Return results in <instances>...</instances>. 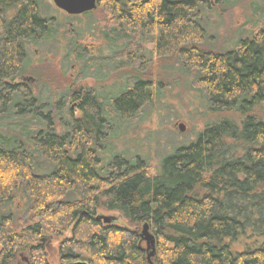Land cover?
Returning a JSON list of instances; mask_svg holds the SVG:
<instances>
[{
  "label": "trees",
  "instance_id": "1",
  "mask_svg": "<svg viewBox=\"0 0 264 264\" xmlns=\"http://www.w3.org/2000/svg\"><path fill=\"white\" fill-rule=\"evenodd\" d=\"M236 1L96 0L108 26L95 48L69 25L96 9L56 23L42 0H0V264H50L52 240L63 264H264V22L221 45L208 34L209 11ZM63 42L79 80L112 85L66 87L55 104L35 95L32 84L47 85L28 53ZM160 65L194 73L200 105L218 117L171 143L151 175L115 141L168 107L150 78Z\"/></svg>",
  "mask_w": 264,
  "mask_h": 264
},
{
  "label": "rangeland",
  "instance_id": "2",
  "mask_svg": "<svg viewBox=\"0 0 264 264\" xmlns=\"http://www.w3.org/2000/svg\"><path fill=\"white\" fill-rule=\"evenodd\" d=\"M42 1L45 13L55 17L56 23L66 22L63 20V17H67L66 14L58 10L52 0ZM263 2L264 0H237L234 3L218 5L216 9L210 10L207 14L208 21L213 27V30H209L208 34L216 35L220 45L233 41L236 36H247L255 26H259L264 22ZM107 19L101 9H96L89 19L79 17L77 21L70 23L71 26L69 25V27L74 33L73 36L78 37L80 43L84 46L101 48L103 41L100 33L106 31L108 26L106 23ZM89 22L94 25L91 26L92 29L86 28ZM215 26H217L216 30L214 29ZM79 27L81 29H78ZM84 27L86 31H84ZM66 28H68L67 25ZM59 29L60 33L63 32L61 28ZM58 47L57 43H53V46L47 50L49 51L48 54L45 53L43 56H34L32 52L28 53L34 65L33 69L37 74L32 78L36 77L48 86L43 87L42 85L35 86L32 84L35 95L41 93L43 96L50 97L53 100L52 103L55 104L54 102L60 99L59 95L62 93L60 91H63L66 87L70 89L75 87V90H77L80 86L106 88L112 85L114 80L101 84L96 83L92 79L79 80L77 63L68 62L64 58L65 43L63 42ZM151 48L152 46L149 45L148 49ZM35 49L38 50L36 47ZM193 75L194 73L191 75L181 74L177 69L164 70L162 65L157 69L153 68L150 78L153 82L161 81L160 84L164 87L161 94L162 100L168 107L164 110L161 117L157 115V111L162 107V104H157L156 108L152 109L150 115L147 116V119H144L146 117L144 116L142 124L129 129L128 132H125L115 141L116 149L119 152L127 151L131 154L138 152V154L143 155L149 165L148 172L151 175L157 172L159 158L166 153L168 147H171V143L190 141L201 130L204 122L218 117L207 113L200 105L201 94L197 92V87L193 84ZM75 115L77 117L78 113L76 112ZM64 117V114H62V118ZM180 124L184 126L182 133L179 132ZM0 131L9 135L2 127ZM97 214L115 218L118 225L125 226V223L119 219L120 216L117 213L98 211ZM20 215L21 213L17 214V216ZM59 243L60 240H52L45 243L50 264H63L59 257ZM238 248L234 247L236 250ZM27 262V258L21 255L16 264H27Z\"/></svg>",
  "mask_w": 264,
  "mask_h": 264
},
{
  "label": "water",
  "instance_id": "3",
  "mask_svg": "<svg viewBox=\"0 0 264 264\" xmlns=\"http://www.w3.org/2000/svg\"><path fill=\"white\" fill-rule=\"evenodd\" d=\"M54 6L60 10L63 11L66 15L69 16H80L85 13H89L94 11L96 7V0H52ZM184 131V126L182 124L179 125V132ZM98 220L103 221L105 224H110L112 222H116L117 219L98 215ZM141 237L142 240L145 241L147 251H150L148 258H151L154 254V240L153 237L148 232V226L145 224L142 227L141 231ZM67 264H87L86 262L82 260L70 262Z\"/></svg>",
  "mask_w": 264,
  "mask_h": 264
}]
</instances>
